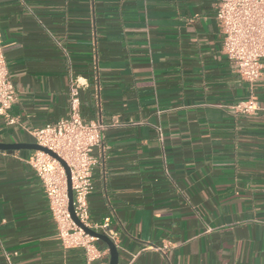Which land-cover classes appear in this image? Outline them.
Listing matches in <instances>:
<instances>
[{
  "label": "crops",
  "instance_id": "0c3cea01",
  "mask_svg": "<svg viewBox=\"0 0 264 264\" xmlns=\"http://www.w3.org/2000/svg\"><path fill=\"white\" fill-rule=\"evenodd\" d=\"M217 1L0 0L15 92L0 142L34 143L78 79L81 116L105 125L90 221L109 218L118 264H264V59L240 76ZM248 98L257 111L232 108ZM34 150H0V264H107L104 242L90 263L61 243Z\"/></svg>",
  "mask_w": 264,
  "mask_h": 264
},
{
  "label": "built area",
  "instance_id": "2783aa9c",
  "mask_svg": "<svg viewBox=\"0 0 264 264\" xmlns=\"http://www.w3.org/2000/svg\"><path fill=\"white\" fill-rule=\"evenodd\" d=\"M215 19L222 35L221 51L236 67L240 76L254 82L260 77L264 59V0H218ZM80 82L71 78L68 85V113L53 123L32 128L34 142L54 151L70 170L72 205L77 218L85 226L106 234L113 242L117 234L109 226V218L92 223L87 197L92 190V169L96 158L94 147L99 146L105 125L97 120H85L80 113ZM15 99L0 47V114H6ZM235 111L255 112L259 109L254 98L232 105ZM28 162L42 182L49 201L61 243L66 247H80L90 263L102 257L104 251L97 238L86 233L71 219L68 211L66 175L61 164L47 153L34 150ZM161 249V248H158Z\"/></svg>",
  "mask_w": 264,
  "mask_h": 264
},
{
  "label": "water",
  "instance_id": "95a60500",
  "mask_svg": "<svg viewBox=\"0 0 264 264\" xmlns=\"http://www.w3.org/2000/svg\"><path fill=\"white\" fill-rule=\"evenodd\" d=\"M19 148H32L35 150H40L51 157L55 158L63 167L65 175H66V188H67V197H68V211L70 214L71 219L74 221V223L82 228L86 233L94 236L97 238V242H104L109 250V260L107 264H118L119 260V251L116 246V244L104 233L98 232L96 230H93L87 226H85L80 220L77 218V216L74 213L73 205H72V189H71V178H70V170L65 162L64 159H62L58 154H56L54 151L48 149L45 146L39 145L38 143H3L0 142V150H13V149H19Z\"/></svg>",
  "mask_w": 264,
  "mask_h": 264
}]
</instances>
